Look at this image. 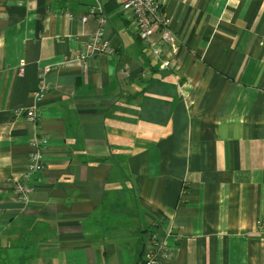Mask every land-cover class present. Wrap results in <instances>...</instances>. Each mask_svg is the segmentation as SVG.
<instances>
[{
  "label": "crops",
  "instance_id": "obj_1",
  "mask_svg": "<svg viewBox=\"0 0 264 264\" xmlns=\"http://www.w3.org/2000/svg\"><path fill=\"white\" fill-rule=\"evenodd\" d=\"M98 1L114 54L81 62L100 26L78 15L96 0H0V248L28 244L35 264H142L155 233L159 264H264V0H166L171 73L158 35L138 46ZM42 76L49 142L24 204L12 183Z\"/></svg>",
  "mask_w": 264,
  "mask_h": 264
},
{
  "label": "built area",
  "instance_id": "obj_2",
  "mask_svg": "<svg viewBox=\"0 0 264 264\" xmlns=\"http://www.w3.org/2000/svg\"><path fill=\"white\" fill-rule=\"evenodd\" d=\"M91 7L87 14H79L81 22H87L89 17L95 19L100 28L89 39L85 46L80 49L77 58L81 62L87 58L98 55H113L114 50L107 41L103 39L102 27L106 24L105 11L101 2ZM118 7L121 18L127 22L131 28L132 34L143 42H150L158 35L156 42L151 44L154 59L160 60L162 68L170 69V63L164 58L167 45L172 40V34L168 28V20L163 12L166 0H110ZM51 87L41 77L37 88L31 94V103L24 110L25 120L32 126V138L30 139L31 152L26 162L24 171L12 183L13 192L25 204L33 189L28 183L32 175L40 173L44 169L42 154L48 146V138L37 130V123L41 116V104ZM149 243L142 251V264H159L160 260L167 259L169 250L163 240H160L155 233L148 236Z\"/></svg>",
  "mask_w": 264,
  "mask_h": 264
},
{
  "label": "rangeland",
  "instance_id": "obj_3",
  "mask_svg": "<svg viewBox=\"0 0 264 264\" xmlns=\"http://www.w3.org/2000/svg\"><path fill=\"white\" fill-rule=\"evenodd\" d=\"M19 244L17 241H12L10 242V247L13 248L9 251H5L2 250L1 251V256H3L6 260H3L5 262V264H18L19 263V256L20 255H24L23 254V246L21 245V247H18ZM15 247V248H14ZM29 250H27L28 254L25 255H29L32 254L34 252V250H31L30 252H28ZM42 253L46 252V251H41ZM35 260H39V257L37 255V253L34 255L33 260H28L27 262H25V264H35ZM43 264V263H42Z\"/></svg>",
  "mask_w": 264,
  "mask_h": 264
},
{
  "label": "trees",
  "instance_id": "obj_4",
  "mask_svg": "<svg viewBox=\"0 0 264 264\" xmlns=\"http://www.w3.org/2000/svg\"><path fill=\"white\" fill-rule=\"evenodd\" d=\"M108 3H110V2H108ZM135 41L138 44V46L141 45V42H140V40L138 38L135 37ZM165 71L171 73L169 70H165ZM34 236H36V235H34ZM2 250L8 251V250H11V249H8V248H0V264H5V262L3 260H6V259L3 256H1V251ZM27 250H29V247H28V244H25V246H23V251H24L23 254L24 255H20L19 256V259H18L19 260V263L18 264H25V262H27L28 260L29 261L32 260V258L29 255H25V254H28L27 253Z\"/></svg>",
  "mask_w": 264,
  "mask_h": 264
}]
</instances>
